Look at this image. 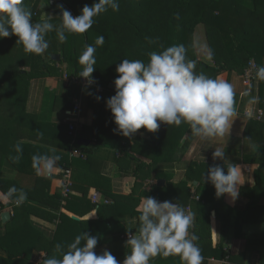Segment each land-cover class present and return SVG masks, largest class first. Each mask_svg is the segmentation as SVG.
I'll return each instance as SVG.
<instances>
[{
	"label": "trees",
	"instance_id": "1",
	"mask_svg": "<svg viewBox=\"0 0 264 264\" xmlns=\"http://www.w3.org/2000/svg\"><path fill=\"white\" fill-rule=\"evenodd\" d=\"M61 1L65 4L64 8L69 7L73 10L74 16L82 14L85 4L92 6L98 2V0ZM117 2L119 11L109 8L107 12L95 17L96 22L83 35L76 36V33L66 32L67 42L62 43V59L72 64L73 57H80L79 48L83 52L86 44L96 46V38L101 35L105 37L103 46H96V64L92 74L94 83L90 85V97L92 95L95 99L97 96L100 97L97 93L98 88H103L114 96L116 90L109 88V84L115 83L119 76L116 68L123 59H141L147 64L150 59L148 54L152 51H162L161 45L167 48L183 44L187 48L188 59L197 61L192 38L198 24L205 26L211 57L218 67L203 66L200 63V70L197 73L203 72L209 77L216 78L222 70L245 68L251 58L256 61L258 67L262 65L264 0H117ZM24 5L31 9L33 23L48 19L42 16L39 0H24ZM47 5L51 6L48 2ZM50 8L56 14L51 17L50 22L59 26L62 23V17L59 15L61 9L53 6ZM177 13L179 19L176 18ZM146 37L158 40L156 43H149ZM18 39L14 34L10 38L0 37V191L7 196L9 189L14 186L18 190H23L27 194V199L20 205L15 203L16 196L11 198L7 196V202L0 201V211L7 207L14 208L12 217L0 226V264H33L31 257L34 251H44L45 258L54 254L62 258L60 253H54L55 245L60 243L64 251H67L68 244L84 231L98 237V244L105 234L128 233L129 229L121 225V217L123 214L138 217L140 212L136 206L125 201L126 197L109 192L106 194L111 196L114 202L100 205L97 219H75L61 212L51 238L31 221L30 215L33 213L46 216L29 209L27 207L29 202L40 203L54 209L64 207L80 216L95 207L88 197L90 187L106 188L107 185L102 184L101 180H109L101 175L102 160L98 161L94 154V149L97 148L120 150L122 156L116 159L120 172L135 176L140 183L149 177L166 180L164 185L152 184L149 191L142 192L143 195L153 196L162 201L168 200L183 207L189 204L192 194L187 181L173 183L171 174L167 172V168L180 159L178 158L180 149L185 151L190 143L191 136L182 140L187 123H181L179 127L161 123L158 132L152 133L141 129L145 136L134 134L125 137L114 131L118 126L113 118L112 140L110 143L100 144L98 128L101 103L97 99L96 101L91 99L93 100L91 106L94 107L93 124L84 126L77 136L91 139L95 147L91 145L83 147L80 155L73 156L67 150L73 144L77 145L78 141L74 142L70 126L66 123L42 120L37 114L28 112L25 107L29 81L32 78L49 76L57 69L55 65L58 62L51 57L57 51L51 50L52 39L58 40L57 33L56 31L47 33L46 39L50 46L43 55L25 52L23 44L17 43ZM42 57H46L50 63L47 60L44 63L40 62ZM73 67V75L80 79L79 74L83 66L79 63ZM67 69L70 72V68ZM263 87L264 81H261V89ZM38 142L52 145L55 153L51 151V147ZM18 144L21 151H17ZM34 155H59L61 159L55 166L60 169H71L72 187L80 192V195L72 193L63 197L61 189L50 194L53 176H38L36 168L33 167ZM6 160H10L18 171L35 175V184L32 187H22L17 180L4 177L1 169ZM212 165L199 164L196 170L193 165L190 167L192 171L202 172L205 176ZM219 165L227 173V165L222 163ZM255 175L257 184L250 189L253 192H257L264 179V161L256 169ZM201 185L205 187L204 182ZM211 187L214 185L211 184ZM200 194L201 201L197 203L195 226L191 231L199 236L197 243L202 249L204 264H207L208 257L223 258L227 252L223 242L212 246L210 217L214 206L210 205L211 198L204 190ZM216 214L222 220V227L232 217V214L219 210ZM136 227L138 228V224ZM131 232H136V229L132 228ZM121 243L122 247L109 250L117 258L124 256L127 251L124 246L125 240L121 239ZM177 257L157 256L150 264H181L180 258ZM232 259L234 258L231 257Z\"/></svg>",
	"mask_w": 264,
	"mask_h": 264
},
{
	"label": "clouds",
	"instance_id": "2",
	"mask_svg": "<svg viewBox=\"0 0 264 264\" xmlns=\"http://www.w3.org/2000/svg\"><path fill=\"white\" fill-rule=\"evenodd\" d=\"M58 7L62 23L56 26L50 22L51 15L42 22L33 23V13L24 5V0H0V37L10 38L14 34L19 38L17 43L23 44L25 52L43 55L50 46L47 33L56 31L59 41L66 43V32L83 35L92 28L95 17L109 8L119 11L117 0H98L92 6L85 4L82 14L77 16L63 4ZM175 15L179 19V14ZM146 39L149 43L158 40ZM104 43L103 35L96 38V46H103ZM96 46L86 44L79 57L83 66L79 76L86 78L89 85L94 83L92 74L95 71ZM161 48L160 52L148 54L150 59L147 64L141 59L125 58L117 66L116 94L107 100V107L118 126L114 131L131 137L141 129L158 132L161 123L177 127L187 123L191 134L203 141L229 135L237 116L235 85L203 72L197 73L196 61L188 59L185 45L167 48L161 45ZM256 77L258 81H264V67L256 69ZM250 146L254 152L259 147L256 144ZM16 148L21 151L19 144ZM51 151L55 153L56 150L52 148ZM225 156V151L216 147L212 158L214 161L225 160ZM60 159L59 155H34L33 167L39 172V165L43 162L51 175ZM205 181L214 185L217 198L228 194L233 201L239 198L240 186L243 185L240 167L234 163L227 165V173L221 165L213 164L205 173ZM7 196H16L17 205L27 199V194L14 186ZM138 211V217L124 218L129 229L125 244L131 251L123 264H150L157 256H178L181 264H204L202 249L197 243L199 236L191 231L195 226V213L168 200L160 202L153 196H146ZM132 228L136 229L135 234L131 232ZM98 242V237L84 231L68 244L67 251L60 243L55 245L54 253H60L62 258L55 254L45 258L41 253L43 259L39 264H120L107 249L97 254L95 248Z\"/></svg>",
	"mask_w": 264,
	"mask_h": 264
},
{
	"label": "crops",
	"instance_id": "3",
	"mask_svg": "<svg viewBox=\"0 0 264 264\" xmlns=\"http://www.w3.org/2000/svg\"><path fill=\"white\" fill-rule=\"evenodd\" d=\"M50 7L47 5L46 0H39V8L42 10L43 17L50 16L49 13L52 10ZM192 42L197 58L196 72L200 70V63L203 66L218 67L215 60L211 57L210 46L203 24H198L195 28ZM75 48L77 47L75 46ZM61 49L62 43L59 39H52V52L57 50L55 53L61 56L55 65L57 69L49 76L36 77L29 81L25 107L28 112L37 114L42 120L66 123L68 125L70 123L74 124L77 129V135H79L84 126H91L93 124L94 107L91 106L93 102L91 99L95 98L93 95L90 97L89 89L91 84H88L87 79L83 77L79 79L77 75H73L72 73L73 66L79 64V58L73 57L71 64L62 59ZM78 52L81 55L82 49L79 48ZM46 60L48 61L46 57H42L40 62L44 63ZM262 61L261 67H264V57ZM48 62L50 63V61ZM67 68H70V72H68ZM244 71L245 68L237 67L235 69L222 70L216 76V78L225 79L235 85L237 116L234 118L230 134L223 138L203 141L191 134L190 125L187 124L182 140H185L187 136H191L190 143L185 151L180 149L178 153V158L180 159L167 168V172L171 174L173 183L187 181L192 195L189 204L186 206L190 207L191 212L195 213V218L198 213L197 203L201 201L200 192L204 190L211 198L210 205L214 206L210 217L211 243L212 246H215L218 242H223L227 255L223 258L208 257L206 259L207 264H264V179H262L257 192L250 190L257 184L255 171L264 161V87L261 89V81H258L257 77L253 80H247ZM97 93L101 98L99 99L101 103V115L98 128V142L100 144L110 143L113 135L112 119L114 117L111 110L107 107V100L112 96L103 88H98ZM68 110H71V113H67ZM251 122H255L256 124L251 125ZM136 135L145 136V133L139 131ZM76 138L77 141L81 139L89 140L90 143L87 146L91 145V147H95V143L85 136H77ZM38 143L54 148L47 143ZM251 144L259 146L257 151H252ZM87 146L80 145L77 142V145L73 144L67 152L70 154L78 152L77 155H80L82 148ZM216 147L225 151V160H213L212 156ZM94 154L98 161L102 160L100 166L101 175L109 178V180H101L102 184L107 185L106 188L98 189L90 187L88 197L95 206L90 212L80 216L64 207L54 209L36 202L28 203L27 207L29 209L46 216L43 217L42 215L33 213L30 215V218L32 223L42 230L48 238L54 235L61 212L75 219H97L99 217V206L109 205L114 202V199L107 195L106 192L126 197L125 201L136 206L138 210L143 199L146 197L142 192L144 190L149 191V186L154 183L157 184L159 180L149 177L143 183H140L135 176L122 174L116 163V159L122 156V152L118 149L111 150L101 147L94 149ZM220 163L225 165L234 163L240 167L243 185L240 186L239 198L235 201L228 194L217 198L215 187H211V181H205V176L202 172L192 171L190 167L193 165L194 170H196L199 164ZM1 174L4 177L17 180L22 187H32L36 180L35 175L18 171L10 160H6L3 164ZM38 176H53L50 194H54L61 189L60 168L55 166L52 174L49 175L43 166V162H41ZM163 180L165 184L166 180ZM201 182L205 183V187L200 186ZM94 193L99 194L100 199L97 203L92 200ZM73 194L80 195V192L78 193L74 190ZM104 200H108L109 202L105 203ZM0 201H8V197L2 191H0ZM159 201L163 202L162 200ZM250 204L251 207H249ZM217 210L226 214H232V217L224 227H222V220L216 214ZM4 211H9L11 218L14 208L7 207L3 211H0V226L1 223H6L10 219L6 222L2 221L1 213ZM133 217L136 216L123 214L121 225L127 228L124 218L130 220ZM132 233L135 234V232ZM121 239L126 241L128 235L121 234L120 232L105 234L102 236L101 243L97 245L95 251L103 252L105 249L110 250L111 248L116 249L118 246L122 247ZM126 249L127 251L124 256L116 257L120 261V264H123L126 255L130 254L131 249L127 246ZM41 253H44V251L33 252L31 257L33 264H39L43 259ZM231 257L234 259L231 260Z\"/></svg>",
	"mask_w": 264,
	"mask_h": 264
},
{
	"label": "built area",
	"instance_id": "4",
	"mask_svg": "<svg viewBox=\"0 0 264 264\" xmlns=\"http://www.w3.org/2000/svg\"><path fill=\"white\" fill-rule=\"evenodd\" d=\"M50 3L51 6L53 7H58L59 4H64L63 1L61 0H46V3ZM258 68V65L256 63V61L254 59H251L248 64L245 67V77L247 80H253L256 77V69ZM76 79V78H75ZM67 113H71V110H68ZM70 133L73 135L74 137V142L76 141V137H77V129L76 126L72 123H70ZM78 152H72L71 155H77ZM80 154V153H79ZM60 174H61V193L63 195V197H67L68 195L73 193V187H72V171L71 169H60ZM99 194L98 193H94L92 200L94 202H99ZM105 203L109 202L108 200H104ZM186 210L190 211V207L186 206L184 207Z\"/></svg>",
	"mask_w": 264,
	"mask_h": 264
},
{
	"label": "water",
	"instance_id": "5",
	"mask_svg": "<svg viewBox=\"0 0 264 264\" xmlns=\"http://www.w3.org/2000/svg\"><path fill=\"white\" fill-rule=\"evenodd\" d=\"M51 57H52V59L57 60V61H59L60 58H61V56L59 54H56V53L52 54ZM109 88H111L113 90H116L115 83H110L109 84ZM78 143L80 145L87 146L90 143V141L89 140H85V139H81V140L78 141ZM157 184L158 185H163L164 184V180L163 179H159L157 181ZM10 216H11V213L9 211H4V212L1 213V219H2L3 222H6L10 218Z\"/></svg>",
	"mask_w": 264,
	"mask_h": 264
},
{
	"label": "rangeland",
	"instance_id": "6",
	"mask_svg": "<svg viewBox=\"0 0 264 264\" xmlns=\"http://www.w3.org/2000/svg\"><path fill=\"white\" fill-rule=\"evenodd\" d=\"M66 9L67 10H69L73 15H74V13H73V10L71 9V8H69V7H66ZM51 16H55L56 14H55V12L53 11V10H50V13H49ZM60 16L62 15V13L61 14H59ZM62 17V16H61Z\"/></svg>",
	"mask_w": 264,
	"mask_h": 264
}]
</instances>
